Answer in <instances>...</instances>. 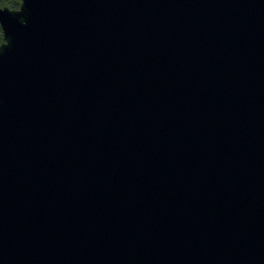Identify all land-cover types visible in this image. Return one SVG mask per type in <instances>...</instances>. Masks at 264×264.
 I'll return each mask as SVG.
<instances>
[{
	"label": "water",
	"instance_id": "obj_1",
	"mask_svg": "<svg viewBox=\"0 0 264 264\" xmlns=\"http://www.w3.org/2000/svg\"><path fill=\"white\" fill-rule=\"evenodd\" d=\"M0 29V264H264V0H20Z\"/></svg>",
	"mask_w": 264,
	"mask_h": 264
},
{
	"label": "trees",
	"instance_id": "obj_2",
	"mask_svg": "<svg viewBox=\"0 0 264 264\" xmlns=\"http://www.w3.org/2000/svg\"><path fill=\"white\" fill-rule=\"evenodd\" d=\"M20 5V0H0V6H6L10 9H17ZM3 42L2 33L0 29V44Z\"/></svg>",
	"mask_w": 264,
	"mask_h": 264
}]
</instances>
